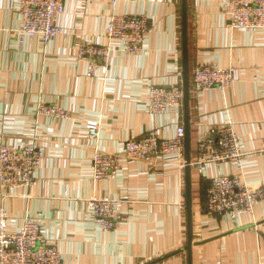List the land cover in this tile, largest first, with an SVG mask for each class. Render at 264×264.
<instances>
[{
  "label": "crops",
  "instance_id": "obj_1",
  "mask_svg": "<svg viewBox=\"0 0 264 264\" xmlns=\"http://www.w3.org/2000/svg\"><path fill=\"white\" fill-rule=\"evenodd\" d=\"M228 1L187 0L189 86L198 65L239 73L226 91L190 89L191 264H264V197L252 214L201 213L209 181L221 174L264 191V29L232 30ZM64 8L61 35L44 44L40 36L19 37L20 0H0V145L36 143L45 152L32 187H0L7 230L35 221L64 264H189L186 167L175 156L125 160L114 180L97 182L92 170L96 149L121 153L130 140L173 139L185 127L184 108L156 115L147 105L153 87L184 81L182 0H64ZM114 14L149 18L143 51L127 55L114 42L109 65L92 73L79 47L108 45ZM39 103L69 118L37 116ZM220 124L235 128L242 171L235 163L193 165L200 137ZM93 128L97 141L89 137ZM95 197L119 201L126 221L117 233L95 222L87 207Z\"/></svg>",
  "mask_w": 264,
  "mask_h": 264
},
{
  "label": "built area",
  "instance_id": "obj_2",
  "mask_svg": "<svg viewBox=\"0 0 264 264\" xmlns=\"http://www.w3.org/2000/svg\"><path fill=\"white\" fill-rule=\"evenodd\" d=\"M64 11V0H20L23 23L18 32L19 37L40 36L44 44L50 43L62 33L57 21ZM224 15L232 30L264 29V0H229ZM149 25V18L146 16L114 14L106 32L108 45L82 43L78 57L90 65L93 73L98 67L109 65L114 42L121 44L123 53L138 55L143 51ZM237 81L239 73L234 68L219 69L211 65H198L191 76L190 89L196 94L210 90L226 91ZM147 105L149 112L156 115L183 110V83L169 89L153 87L149 92ZM36 114L55 119L69 118V113L63 109L44 103L38 104ZM99 135L98 129L90 130L91 139L97 141ZM185 152L184 126H180L173 139H160L154 134H148L130 140L125 143L121 153L108 154L96 149L92 157L93 179L97 182L114 180L125 160L146 161L175 156L184 170ZM244 157L245 153L240 148L233 124L213 125L200 137L193 165L204 169L208 165L220 167L226 163H235L242 171ZM44 158L45 152L36 143H28L19 149L2 143L0 187L8 191L32 187L35 174ZM206 193L201 213L220 216L252 214L256 203L264 197L261 185L253 188L241 176L224 174L209 181ZM87 207L104 232L117 233L126 221L118 211L119 201L111 197L89 199ZM7 228L6 211L0 204V264H64L58 249L42 239L35 221L25 219L21 231L17 233L8 232Z\"/></svg>",
  "mask_w": 264,
  "mask_h": 264
},
{
  "label": "water",
  "instance_id": "obj_3",
  "mask_svg": "<svg viewBox=\"0 0 264 264\" xmlns=\"http://www.w3.org/2000/svg\"><path fill=\"white\" fill-rule=\"evenodd\" d=\"M182 35H183V89H184V113H185V160H186V194H187V212H188V245L186 249L189 252V264H191L192 248V207H191V156L189 142V99L190 86L188 78V20H187V0H182Z\"/></svg>",
  "mask_w": 264,
  "mask_h": 264
}]
</instances>
